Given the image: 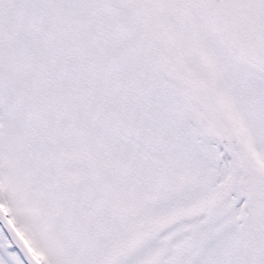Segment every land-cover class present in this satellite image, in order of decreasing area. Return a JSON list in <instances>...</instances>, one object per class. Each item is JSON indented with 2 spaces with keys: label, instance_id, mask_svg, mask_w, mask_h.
Here are the masks:
<instances>
[{
  "label": "snow or ice",
  "instance_id": "6c2138e0",
  "mask_svg": "<svg viewBox=\"0 0 264 264\" xmlns=\"http://www.w3.org/2000/svg\"><path fill=\"white\" fill-rule=\"evenodd\" d=\"M0 264H264V0H0Z\"/></svg>",
  "mask_w": 264,
  "mask_h": 264
}]
</instances>
